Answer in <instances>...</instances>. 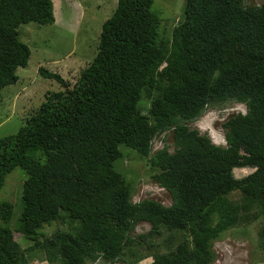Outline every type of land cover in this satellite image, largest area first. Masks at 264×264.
Returning <instances> with one entry per match:
<instances>
[{
    "label": "trees",
    "instance_id": "trees-1",
    "mask_svg": "<svg viewBox=\"0 0 264 264\" xmlns=\"http://www.w3.org/2000/svg\"><path fill=\"white\" fill-rule=\"evenodd\" d=\"M152 1L116 0L71 85L37 67L63 89L0 137V187L14 168L24 175L14 223L23 246L9 227L13 205L0 199V264H27L37 251L49 264H210L224 231L257 218L264 250V0H183L168 34ZM27 22L52 23L51 0H0V88L26 65L17 28ZM230 102L244 111L221 122L224 145L190 126ZM155 136L164 143L151 151ZM127 148L146 159L168 205L132 199L116 164ZM243 167L252 171L234 177ZM140 222L149 229L135 233Z\"/></svg>",
    "mask_w": 264,
    "mask_h": 264
},
{
    "label": "rangeland",
    "instance_id": "rangeland-1",
    "mask_svg": "<svg viewBox=\"0 0 264 264\" xmlns=\"http://www.w3.org/2000/svg\"><path fill=\"white\" fill-rule=\"evenodd\" d=\"M261 0H245L246 4H256ZM116 0H51L53 22L36 24L27 22L18 26L19 38L25 43L30 55L24 67L16 68L17 80L0 88V137L14 133L24 123L25 116L44 100L46 92H53L63 87L52 79L41 77L37 67L42 66L58 73L70 85L75 81L80 70L93 57L100 25L112 12ZM164 17L170 18L166 23V34L174 19L179 17L183 0H153L151 9L157 7ZM157 12V11H156ZM159 14V12H157ZM160 15V14H159ZM146 102L138 104L142 113L146 112ZM244 106L230 102L219 107L207 108L197 119L190 123L200 133H206L215 144L224 145L221 122L231 113L241 111ZM242 112V111H241ZM165 143L170 142V133L164 136ZM163 140L155 136L151 140L153 150L160 148ZM120 146V149H124ZM128 150V151H127ZM123 158L116 160L118 168L123 171L132 184V199L153 198L168 205L167 192L158 188L151 181L150 167L146 159L127 148ZM171 150V147L169 148ZM242 153L243 151L240 150ZM252 168H233L234 177H241ZM19 168H14L3 180L0 187V199L13 205V215L9 220L13 238L23 246L20 234L14 230V223L20 212L19 195L24 178ZM236 198L237 193H231ZM263 221L261 218L238 221V224L224 231L213 242L214 260L211 264H264V250L258 246L257 233ZM55 223L44 228V234L50 233ZM149 225L144 222L134 227V232H145ZM27 264H49L41 251L27 256ZM97 260V259H96ZM151 257L140 259L132 264H147ZM86 264H109L97 260ZM111 264H126L118 261Z\"/></svg>",
    "mask_w": 264,
    "mask_h": 264
},
{
    "label": "clouds",
    "instance_id": "clouds-1",
    "mask_svg": "<svg viewBox=\"0 0 264 264\" xmlns=\"http://www.w3.org/2000/svg\"><path fill=\"white\" fill-rule=\"evenodd\" d=\"M241 111L243 112V108H241ZM245 114H246V113H245ZM153 138H154V137H153ZM153 138H152V139H153ZM151 150H152V148H151ZM122 158H123V157H122ZM122 158H121V159H122ZM121 159H120V160H121ZM21 175H22V174H21ZM22 176H24V175H22ZM23 179H24V178H23ZM152 182H153V181H152ZM155 185H156V184H155ZM156 186H157V185H156ZM157 187L160 188L161 190H163V191L166 192V190H164L162 187H159V186H157ZM152 199H153V198H152ZM154 200H155V199H154ZM157 201H158V200H157ZM144 223H147V222H144ZM147 224H148V223H147ZM135 226H136V225H135ZM148 229H149V227H148ZM147 231H148V230H147ZM141 232H142V231H141ZM145 232H146V231H145ZM146 258H147V257H146ZM212 262H213V261H212ZM212 262H211V263H212ZM211 263H210V264H211Z\"/></svg>",
    "mask_w": 264,
    "mask_h": 264
}]
</instances>
